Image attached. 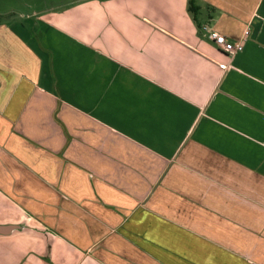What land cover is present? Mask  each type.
<instances>
[{
  "label": "crops",
  "instance_id": "0c3cea01",
  "mask_svg": "<svg viewBox=\"0 0 264 264\" xmlns=\"http://www.w3.org/2000/svg\"><path fill=\"white\" fill-rule=\"evenodd\" d=\"M36 1L0 0V264H264V0Z\"/></svg>",
  "mask_w": 264,
  "mask_h": 264
},
{
  "label": "built area",
  "instance_id": "2783aa9c",
  "mask_svg": "<svg viewBox=\"0 0 264 264\" xmlns=\"http://www.w3.org/2000/svg\"><path fill=\"white\" fill-rule=\"evenodd\" d=\"M203 30L205 31L209 39L213 40L221 50L228 53L229 55H235L236 53H239L244 49L243 42H230L224 35L218 33L217 31H214L209 26H204ZM223 68H226V66L223 65Z\"/></svg>",
  "mask_w": 264,
  "mask_h": 264
},
{
  "label": "rangeland",
  "instance_id": "374dc122",
  "mask_svg": "<svg viewBox=\"0 0 264 264\" xmlns=\"http://www.w3.org/2000/svg\"><path fill=\"white\" fill-rule=\"evenodd\" d=\"M50 2H51V0H37L36 1L39 9L46 7Z\"/></svg>",
  "mask_w": 264,
  "mask_h": 264
},
{
  "label": "trees",
  "instance_id": "16d2710c",
  "mask_svg": "<svg viewBox=\"0 0 264 264\" xmlns=\"http://www.w3.org/2000/svg\"><path fill=\"white\" fill-rule=\"evenodd\" d=\"M190 10L195 14L197 11V7L194 5V2L191 1L190 3Z\"/></svg>",
  "mask_w": 264,
  "mask_h": 264
}]
</instances>
